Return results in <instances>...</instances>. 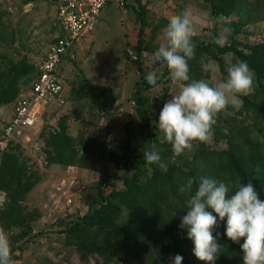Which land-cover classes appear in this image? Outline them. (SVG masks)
<instances>
[{"label":"trees","instance_id":"obj_1","mask_svg":"<svg viewBox=\"0 0 264 264\" xmlns=\"http://www.w3.org/2000/svg\"><path fill=\"white\" fill-rule=\"evenodd\" d=\"M126 0L125 7H133ZM212 18L213 28L207 40H200L194 45V55L188 61L190 79L199 80L205 75L202 70L203 60L210 59L217 63L226 78V54L235 59L247 61L255 73V80L264 92V42L251 44L241 37L245 36L244 28L252 23L264 20V0H203ZM132 8L140 23L138 39L133 49L136 65L141 71L142 83L133 94L136 112L141 121L142 130L146 132L147 143L140 149L132 148L129 138L122 140L118 147L121 153L109 148L108 144L96 138L83 135L73 137L68 132V116L58 119L57 127L42 130L38 138L42 140V153L47 166L76 167L90 170L100 175L93 188V195L87 202V212L71 222L64 223L60 232L63 244L72 247L83 262L90 257L101 260L102 264H127L129 261L140 264H169L170 256H185L183 230L178 228L180 217L185 214L183 208L185 196L170 199L166 194L168 187L179 188L185 180L196 178L203 170L204 160L197 154L206 143H197L191 152L181 157L173 155L171 145L151 132L157 125L151 126L149 108L146 98L140 96L149 91L142 73V55L145 51L144 33L147 27L146 6L141 0H135ZM231 28L228 43L220 47L215 43L219 35L217 27ZM158 28H152V37ZM13 31L7 32L0 11V45L13 38ZM36 64L26 56L18 60L8 59L0 51V110L12 105L22 92L29 89L37 78ZM167 72L154 76L159 84L167 78ZM187 83V82H184ZM241 99V108L234 117L225 118L221 111L215 117L213 130L225 134L229 142H240L250 149L264 143V103L252 99L249 95ZM104 92L100 91L92 99V105L109 113ZM153 107V106H152ZM152 143L154 145L152 146ZM155 147L162 160L167 162V172L154 164L146 165L145 155ZM230 166L237 182L251 183L256 188L259 198L264 200V189L260 178L264 177V160L254 159L259 165L261 174L246 170L235 157L229 156ZM40 174L32 170L22 154V148L14 145L0 159V194L4 201L0 208V231L9 232L17 229L12 237L14 243L35 237L32 223L40 218L37 209L29 211L23 205L26 196L40 182ZM121 182V185L119 184ZM63 223V222H62ZM224 231L223 221L218 222ZM242 242V241H241ZM224 248L220 250L223 254ZM12 260L15 256L12 254ZM240 262L242 256H237ZM201 264H205L202 261Z\"/></svg>","mask_w":264,"mask_h":264},{"label":"rangeland","instance_id":"obj_2","mask_svg":"<svg viewBox=\"0 0 264 264\" xmlns=\"http://www.w3.org/2000/svg\"><path fill=\"white\" fill-rule=\"evenodd\" d=\"M146 6L147 27L144 39L146 49L142 55V73L146 76L150 69L148 59L161 46L163 32L170 20L177 18L185 10L193 13L197 22L192 37L194 45L197 41L207 40L213 28L209 9L203 0H141ZM133 7L110 5L101 15L95 30L80 38L61 59L57 75L64 87L63 105L50 107L43 114L29 142L22 147V154L32 170L37 171L40 182L26 196L23 205L29 211L37 209L40 218L32 223V239L14 243L12 237L18 232L13 229L4 232L10 241L11 252L15 256L13 264H102L101 260L90 257L83 262L72 247L63 244L62 230L64 223L83 216L87 210V202L93 195V188L100 175L96 172L76 168L47 166L41 151L43 142L38 138L40 131L57 127L58 119L68 116V132L71 136L83 135L96 138L108 144L109 148L121 153L118 145L129 138L132 148L140 149L147 143L146 132H141V121L136 112L133 94L142 83L141 71L136 65L133 49L138 39L140 23L132 8L135 0H130ZM58 0H0L2 21L7 32L13 31V38L0 45V51L8 59L18 60L26 56L37 64L46 54L49 44L57 35ZM158 28L152 37V28ZM220 32V26L217 27ZM245 36L241 37L251 44L264 42V20L247 25ZM135 58V59H134ZM227 67L236 61L231 54L224 56ZM203 80L211 85L222 81V74L217 63L210 59L203 60ZM163 72L157 71L154 76ZM181 85L173 83L169 76L160 84L156 92L144 91L140 94L146 98L147 105L153 111L149 114L150 125H156V118L164 102L171 95L178 93ZM254 78L253 91L248 94L252 99L264 103V92L260 91ZM262 90V89H261ZM100 91L104 92L109 113L105 114L100 107L92 105V99ZM159 97V98H156ZM153 106V107H152ZM9 106H7L8 109ZM241 108L229 105L223 112L225 118L234 117ZM6 110L0 111V134L5 121ZM151 132L163 137L161 132L151 128ZM212 140L197 154L204 160L201 176L223 178L231 184L236 183V176L230 166L228 155L235 157L246 170L261 174L259 165L254 159L264 160V143L251 149L240 142H229L225 134L212 129ZM154 143H152V146ZM186 182V180L184 181ZM121 185V182L119 183ZM264 189V177L260 178ZM166 194L170 199L179 197L177 188L168 187ZM4 201L0 194V208ZM63 222V223H62ZM187 253L182 264H201L192 253V242L185 238ZM219 223L213 234H219V243L225 250L215 264H243L237 256L241 255L239 245L233 244L224 235ZM221 250V249H220ZM127 264H140L129 261Z\"/></svg>","mask_w":264,"mask_h":264},{"label":"clouds","instance_id":"obj_3","mask_svg":"<svg viewBox=\"0 0 264 264\" xmlns=\"http://www.w3.org/2000/svg\"><path fill=\"white\" fill-rule=\"evenodd\" d=\"M196 23L188 10L170 20L161 46L147 61L150 71L145 84L149 91L156 92L160 87L154 79L157 71L167 72L173 83L181 85L178 93L164 102L156 118L157 128L163 140L171 145L175 157L191 152L197 143L210 142L217 114L229 105H239L240 98L250 94L254 85V71L247 61L239 59L227 67L226 78L215 85L203 79H190L188 61L194 55L192 37ZM230 33V27L221 25L215 43L224 47ZM144 162L164 172L168 170L167 162L155 147L145 155ZM177 191L186 197L182 208L185 214L180 217L178 228L192 242V253L197 260L215 264L222 244L213 229L223 221V235L239 245L243 264H264V200L259 198L251 180L237 182L233 187L224 180L201 176L195 186L194 178H189ZM182 261L180 254L169 258V264H182ZM0 264H13L10 241L3 231H0Z\"/></svg>","mask_w":264,"mask_h":264},{"label":"built area","instance_id":"obj_4","mask_svg":"<svg viewBox=\"0 0 264 264\" xmlns=\"http://www.w3.org/2000/svg\"><path fill=\"white\" fill-rule=\"evenodd\" d=\"M126 0H58V33L36 64L38 75L13 103V112L0 134V159L14 145L30 141L41 115L63 105L64 87L57 70L61 59L82 37L92 33L102 13L112 4L124 8ZM135 59V58H134Z\"/></svg>","mask_w":264,"mask_h":264},{"label":"crops","instance_id":"obj_5","mask_svg":"<svg viewBox=\"0 0 264 264\" xmlns=\"http://www.w3.org/2000/svg\"><path fill=\"white\" fill-rule=\"evenodd\" d=\"M6 110V112H5V121H4V124L7 122V121H9L10 120V118H11V116H12V112H13V104L12 105H10V107H8V109H7V107H4L3 109H1L0 111H2V110Z\"/></svg>","mask_w":264,"mask_h":264}]
</instances>
